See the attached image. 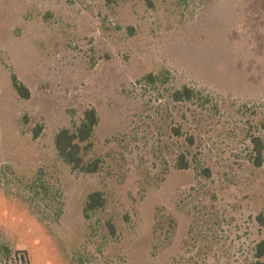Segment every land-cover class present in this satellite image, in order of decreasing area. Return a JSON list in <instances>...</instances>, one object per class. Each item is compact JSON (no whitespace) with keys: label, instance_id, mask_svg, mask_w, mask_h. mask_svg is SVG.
Returning <instances> with one entry per match:
<instances>
[{"label":"rangeland","instance_id":"1","mask_svg":"<svg viewBox=\"0 0 264 264\" xmlns=\"http://www.w3.org/2000/svg\"><path fill=\"white\" fill-rule=\"evenodd\" d=\"M92 108L94 174L54 143ZM252 136L264 0H0V264H256Z\"/></svg>","mask_w":264,"mask_h":264},{"label":"trees","instance_id":"2","mask_svg":"<svg viewBox=\"0 0 264 264\" xmlns=\"http://www.w3.org/2000/svg\"><path fill=\"white\" fill-rule=\"evenodd\" d=\"M12 86L17 94L28 99L30 93L28 89L20 83L15 75L11 77ZM202 96L194 89L183 87L172 94V100L176 103H195ZM99 124L98 114L95 109H89L84 113V118L75 131L69 129L60 130L55 136V148L59 156L72 167L75 171H84L94 174L99 170V161L93 160L87 162L85 160V151L90 149L91 139L94 131ZM178 132V131H177ZM39 132H35L38 136ZM251 147L253 152V161L257 167L263 164L264 158V142L260 136L251 137ZM178 168L181 170L188 169V162L184 155H180ZM105 201L101 192H94L88 196L84 216L88 217L89 212L101 209L104 207ZM257 223L264 228V214L261 213L256 217ZM254 257L256 264H264V238L261 239L255 246Z\"/></svg>","mask_w":264,"mask_h":264}]
</instances>
